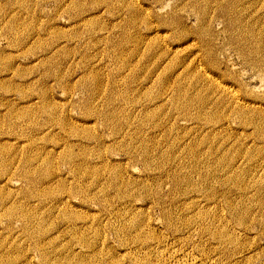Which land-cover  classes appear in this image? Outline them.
Segmentation results:
<instances>
[{
  "label": "rangeland",
  "instance_id": "obj_1",
  "mask_svg": "<svg viewBox=\"0 0 264 264\" xmlns=\"http://www.w3.org/2000/svg\"><path fill=\"white\" fill-rule=\"evenodd\" d=\"M262 54L264 0H0V263L264 264Z\"/></svg>",
  "mask_w": 264,
  "mask_h": 264
},
{
  "label": "bare ground",
  "instance_id": "obj_2",
  "mask_svg": "<svg viewBox=\"0 0 264 264\" xmlns=\"http://www.w3.org/2000/svg\"><path fill=\"white\" fill-rule=\"evenodd\" d=\"M257 51H258V50H257ZM259 53H260V51H259ZM259 53H258V55L260 56ZM262 53H263V52H262ZM262 55H263V54H262ZM263 57H264V55H263ZM45 106H46V105H45ZM254 107H255V106H254ZM44 108H45V107H44ZM49 109H50V108H49ZM46 110H48V109H46ZM83 135H84V134H83ZM83 135H82V136H83ZM78 163H79V162H78ZM79 164H80V163H79ZM76 166H77V165H76ZM80 166H81V165H80ZM80 166H79V167H80ZM79 167H78V168H79ZM82 167H83V166H82ZM231 168H232V167H231ZM80 169H81V168H80ZM87 169H88V168H87ZM87 169H86V170H87ZM227 171L230 172V169L227 170ZM231 171H233V170L231 169ZM82 172H83V171H82ZM84 172H86V171L84 170ZM118 174H119V173H118ZM122 174H123V173H122ZM227 174H228V173H227ZM229 174H230V173H229ZM254 174H255V173H254ZM120 175H121V174H120ZM229 176H230V175H229ZM47 177H48V181L51 180V177H50L49 175H48ZM232 177H233V176H232ZM232 177H231V178H232ZM118 180H119V178H118ZM120 180H122V179L120 178ZM233 180H235V179H233ZM241 180H242V179H241ZM244 181H245V180H244ZM115 182H116V181H115ZM115 182H114V183H115ZM121 183H122V182H121ZM123 183H124V185H125V180H124ZM123 183H122V184H123ZM126 183H127V182H126ZM129 183H130V182H129ZM232 183H233V182H232ZM245 183H246V182H245ZM254 183H255V182H254ZM258 183H259V182H258ZM261 183H262V182L260 181V184H261ZM122 184H121V185H122ZM241 184H242V183H241ZM241 184H240V185H241ZM248 184H249V183H248ZM117 185H118V184H117ZM117 185H116V186H117ZM121 185H120V186H121ZM228 185H229V184H228ZM243 185H244V184H243ZM245 185H246V184H245ZM256 185H257V184H256ZM258 185H259V184H258ZM263 185H264V184H263ZM263 185H262V186H263ZM116 186H115V187H116ZM127 186H129V185H127ZM229 186H230V185H229ZM122 187H123V186H121V188H122ZM242 187H243V186H242ZM242 187H241V188H242ZM246 187H247V186H245V188H246ZM118 188H119V187H118ZM247 188H248V187H247ZM261 188H262V187H261ZM237 189H238V187H237ZM242 189H243V188H242ZM117 190H118V189H117ZM122 190H123V189H122ZM124 190H127V188L124 189ZM244 190H246V189H244ZM119 191H120L119 193H120V195H121V189H120ZM238 191H239V189H238ZM125 192H126V191H125ZM128 192H129V191H128ZM131 192H132V191H131ZM239 192H240V191H239ZM241 192L243 193V191H241ZM241 192H240V193H241ZM119 193H118V196H119ZM137 193H139V192H137ZM137 193L135 192V194H137ZM246 193H249V192H246ZM259 193H260V190H259ZM116 194H117V193H116ZM126 194H127V193H126ZM129 194H130V193H129ZM131 194H133V192H132ZM224 194H225V193H224ZM127 195H128V194H127ZM225 195H226V194H225ZM225 195H224V196H225ZM257 195H258V194H257ZM118 196H117V197H118ZM123 196L126 197L124 194H123ZM123 196L121 195V197H123ZM130 196H131V195H130ZM143 196H144V195H143ZM253 196H254V195H253ZM127 197H128V196H127ZM133 197H134V196H133ZM136 197H137V196H136ZM119 198H120V197H119ZM129 198H130V197H129ZM134 198H135V197H134ZM225 198H226V196H225ZM253 198H254V197H253ZM262 198H263V197H262ZM120 199L123 200L124 198H120ZM131 199H132V198H131ZM226 199H227V198H226ZM229 199H230V198H229ZM243 199H244V198H243ZM245 199H247V198L245 197ZM248 199H250L249 196H248ZM257 199H259V198H257ZM125 200H126V199H125ZM159 200H160V199H159ZM231 200H232V199H231ZM250 200H251V199H250ZM250 200H249V201H250ZM252 200H253V199H252ZM137 201H138V200H137ZM160 201H161V200H160ZM260 201H261V200H260ZM127 202H128V201H127ZM223 202H224V201H223ZM226 202H227V201H225L224 204H225ZM231 202H233V201H231ZM252 202H253V201H252ZM252 202H251V203H252ZM256 202H257V201H256ZM263 202H264V201H263ZM241 203H242V202H241ZM253 203H254V202H253ZM229 204H232V203H229ZM233 204H234V203H233ZM235 204H236V203H235ZM243 204H244V202H243ZM245 204H246V203H245ZM245 204H244V206H245ZM254 204H255V203H254ZM260 204H261V203H260ZM263 204H264V203H263ZM263 204H262V205H263ZM226 205H227V204H226ZM237 205H238V204H237ZM248 205H250V202H249ZM251 205H252V204H251ZM234 206H235V205H234ZM242 206H243V205H242ZM242 206H240L239 208L241 209ZM246 206H247V205H246ZM255 206H256V205H254V208H255ZM225 207H226V206H225ZM232 207H233V206H232ZM251 207H253V206H251ZM226 208H227V207H226ZM228 208H229V207H228ZM239 208H238V209H239ZM262 208H263V207H262ZM162 209H163V208H162ZM162 209H161V210H162ZM238 209H237V210H238ZM240 209H239V210H240ZM251 209H252V208H251ZM125 210H126V209H125ZM164 210H165V209H164ZM164 210H163V212H164ZM226 210H227V209H226ZM237 210L235 209L232 213H234V212L236 213ZM239 210H238V211H239ZM241 210H242V209H241ZM241 210H240V213H241ZM261 210H262V209H261ZM165 211H166V210H165ZM230 211H232L231 208H230ZM230 211H229V212H230ZM238 211H237V213H239ZM245 211H246V210H245ZM245 211H244V212H245ZM247 211H248V210H247ZM124 212H125V211H124ZM126 212H127V211H126ZM227 212H228V210H227ZM229 212H228V214H230ZM250 212H251V211H250ZM243 214H244V213H243ZM243 214L241 213V216H242ZM245 214H246V213H245ZM260 214H262V212H261ZM66 215H67V214H66ZM230 215H231V214H230ZM232 215H233V214H232ZM253 215H254V214H253ZM166 216H167V215H166ZM228 216H229V215H228ZM238 216H240V214H239ZM238 216H237V217H238ZM257 216H258V214H257ZM65 217H67V216H65ZM164 217H165V216H164ZM229 217H230V216H229ZM235 217H236V216H235ZM255 217H256V216H255ZM259 217H260V216H259ZM262 217H264V216L262 215ZM262 217H260V218H262ZM168 218H169V217H168ZM170 218H171V217H170ZM170 218H169V219H170ZM232 218L234 219V217H232ZM232 218H231V220H233ZM244 218H245V220L247 221V218H248V217L246 218V217L244 216ZM260 218H259V219H260ZM24 219H25V220H28V219H29V216L25 214ZM70 219H71V218H70ZM236 219H237V218H236ZM239 219H242V218L239 217ZM239 219H238V221H239ZM249 219H250V218H249ZM263 219H264V218H263ZM132 220H133V219H132ZM252 220H253V219H252ZM260 220H261V219H260ZM69 221H70V220H69ZM233 221H234V220H233ZM246 221H245V222H246ZM261 221H263V220H261ZM261 221H260V222H261ZM243 222H244V221H243ZM258 222H259V221H258ZM260 222H259V223H260ZM239 223H241V221H240ZM248 223H249V222H248ZM248 223H247V225H248ZM250 223H251V222H250ZM137 224H139V223L137 222ZM240 225H241V224H240ZM242 225H244V224H242ZM261 225L263 226V224H261ZM133 226H134V225H133ZM73 227H74V226H73ZM25 229L29 232V228H28L26 225H25ZM142 229H143V228H142ZM212 232H213V231H212ZM226 233H227V232H226ZM32 234H33V238L36 239V241H38L37 244H39V242H42V240L45 239V238L48 236V235L45 236V235H46V225H45L44 223L41 224V225L38 224L37 229H36V230H33V231H32ZM208 234H210V233H208ZM219 235H220V234H219ZM221 235H222V234H221ZM225 235H226V234H225ZM225 235H224V236H225ZM215 236H217V235H215ZM212 237H213V235H212ZM218 238H219V237H218ZM213 239H214V238H213ZM215 239H216V238H215ZM220 239H221V238H220ZM220 239H219V240H220ZM225 239H227V238H225ZM217 240H218V239H217ZM92 254L94 255V253H92ZM5 256H6V255H5ZM2 257H3V256H2ZM2 261H3V260H2ZM2 261H1V262H2ZM8 261H9V260H8ZM68 261H69V263L71 262L70 260H68ZM76 261L78 262L77 264H82V261L84 262V260H83L82 258H80V259L77 258ZM136 261H137V260H136ZM3 262L5 263V261H3ZM11 262H12V261H11ZM9 263H10V262H8V264H9ZM14 263H15V262H14ZM14 263H13V264H14ZM69 263H68V264H69ZM203 263H204V262H203ZM203 263H202V264H203ZM0 264H1V263H0ZM6 264H7V262H6Z\"/></svg>",
  "mask_w": 264,
  "mask_h": 264
}]
</instances>
